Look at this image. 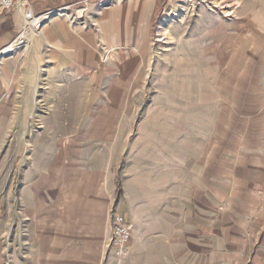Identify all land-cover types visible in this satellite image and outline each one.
Listing matches in <instances>:
<instances>
[{
	"label": "rangeland",
	"instance_id": "obj_1",
	"mask_svg": "<svg viewBox=\"0 0 264 264\" xmlns=\"http://www.w3.org/2000/svg\"><path fill=\"white\" fill-rule=\"evenodd\" d=\"M32 1L0 9V210L11 202L22 226L66 229L71 206L98 194L111 213L150 158L162 166L165 142L179 155L182 136L201 124L211 77L264 89V0H85L39 13L49 4ZM27 12L47 15L42 27L59 17L91 30L89 51L74 58L84 69L69 79L36 61L46 38L42 27L24 29Z\"/></svg>",
	"mask_w": 264,
	"mask_h": 264
},
{
	"label": "crops",
	"instance_id": "obj_2",
	"mask_svg": "<svg viewBox=\"0 0 264 264\" xmlns=\"http://www.w3.org/2000/svg\"><path fill=\"white\" fill-rule=\"evenodd\" d=\"M33 1L49 4L40 11L34 4L38 13L85 2ZM20 17V10L12 12L13 22ZM63 21L52 17L41 28L46 41L36 49L47 55L34 57L70 79L76 66L84 69L74 58L89 51L83 37L92 32ZM211 80L201 99V124L182 136L179 155L165 142L162 166L150 158L143 169L146 188L140 172L137 189L114 209L131 225L127 256L107 249L110 213L107 198L98 194L71 206L66 229L41 220L23 227L11 217V202H3L0 264H264V89L253 78L250 84L229 76Z\"/></svg>",
	"mask_w": 264,
	"mask_h": 264
},
{
	"label": "built area",
	"instance_id": "obj_3",
	"mask_svg": "<svg viewBox=\"0 0 264 264\" xmlns=\"http://www.w3.org/2000/svg\"><path fill=\"white\" fill-rule=\"evenodd\" d=\"M16 0H0L2 9H10ZM47 15H35L32 12L25 13L26 24L24 29L38 30L42 27ZM22 42V41H21ZM131 238V225L126 221L124 216L112 210L110 213V236L107 242V249L114 256L122 258L129 253V241Z\"/></svg>",
	"mask_w": 264,
	"mask_h": 264
},
{
	"label": "bare ground",
	"instance_id": "obj_4",
	"mask_svg": "<svg viewBox=\"0 0 264 264\" xmlns=\"http://www.w3.org/2000/svg\"><path fill=\"white\" fill-rule=\"evenodd\" d=\"M4 52V51H3Z\"/></svg>",
	"mask_w": 264,
	"mask_h": 264
}]
</instances>
